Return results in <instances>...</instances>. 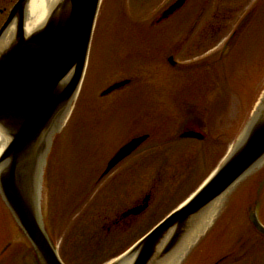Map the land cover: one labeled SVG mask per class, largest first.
<instances>
[{"label":"rangeland","instance_id":"rangeland-1","mask_svg":"<svg viewBox=\"0 0 264 264\" xmlns=\"http://www.w3.org/2000/svg\"><path fill=\"white\" fill-rule=\"evenodd\" d=\"M176 1L102 2L83 86L45 176V222L65 264L124 259L117 257L221 166L264 97V0H189L167 22L155 24ZM216 26L222 29L217 44H208ZM124 81L131 84L104 95ZM192 127L203 141L177 139ZM144 135L149 142L102 185L110 183L108 195L138 188V196L155 184L154 211L130 233L109 235L104 218L112 212L108 198L97 205L102 191L96 182L119 149ZM118 175L123 186L113 180ZM251 213L264 225V164L222 198L214 226L180 264H211L226 256L222 264H264V236ZM0 264H39L1 199Z\"/></svg>","mask_w":264,"mask_h":264},{"label":"water","instance_id":"water-1","mask_svg":"<svg viewBox=\"0 0 264 264\" xmlns=\"http://www.w3.org/2000/svg\"><path fill=\"white\" fill-rule=\"evenodd\" d=\"M186 1L178 0L163 17L176 13ZM29 2L20 0L0 31L1 45L8 29L15 25L14 38L0 49V130L9 139L0 157V199L15 228L32 246L38 263L64 264L45 222V176L55 141L72 114L85 79L103 0H61L46 21L27 34ZM169 62L175 66L173 58ZM129 83H117L104 95ZM196 136L198 134L189 133L183 137ZM148 138H135L121 148L108 164L105 174ZM262 164L264 97L240 140L209 180L116 264L129 259H132L131 264H165L163 262L186 244L196 230L197 221L211 206L214 203L220 205L222 198ZM250 221L264 236V225L256 213L250 215ZM215 222L212 220L197 238Z\"/></svg>","mask_w":264,"mask_h":264},{"label":"flooded vegetation","instance_id":"flooded-vegetation-1","mask_svg":"<svg viewBox=\"0 0 264 264\" xmlns=\"http://www.w3.org/2000/svg\"><path fill=\"white\" fill-rule=\"evenodd\" d=\"M19 1L20 0H0V31L8 22V19L11 15L13 9L15 8V6L17 5V3ZM188 1L184 4L183 8L188 3ZM164 12L165 11L160 13V15L155 19V24L156 23H157V25L161 24V23L163 24L164 22H167L169 19H171L173 17V15H171L167 18H164L163 17ZM221 31H222V29H218V31H217V26H216L214 29V33L212 34V40L208 44L212 45L213 43H215V45H216L217 40L220 37L219 34L221 33ZM192 32H194V31H192ZM188 38H189V36H188ZM204 40H205V38H204ZM203 44L204 43L198 42V47H200V49H202ZM168 60H169V57H168ZM189 133H194V134H198V135L200 134L199 131H197V129L195 127L194 128L192 127V128H188V129L184 130L177 137V139H181L183 135H187ZM134 138H137V137H134ZM134 138H132V139H134ZM150 139H151V137H149V140ZM149 140L147 142H145L136 152H134L126 160L130 159L135 154H137L138 151L141 148H143L149 142ZM126 160H124L119 165H117L109 174H105V172L107 170V166L109 164V162H108L104 172L102 173V175L98 178V180L96 182L97 188L101 187L99 190L102 191L101 192L102 194L98 198L97 205L98 206L101 205L103 203V201L108 198L106 201V207L108 208L110 213L112 212L111 217H105L104 218L105 220L106 219L109 220L107 223L108 224L107 227H105V229L107 230V234H109V235L117 232L119 229H126V230H128V233L133 231L148 214H151L152 211H154L153 206H154L155 200H157L155 198H157L156 192H158V189H157V186L155 184L150 186V188L146 192H144L143 194L138 195V196H137V194L140 191V190L137 191L138 188L136 190L133 189L130 191L117 189L115 191V192H117V194H115V193H113V194L111 193L110 195L107 194L108 189L110 187L109 186L110 183H108V185H102V183L114 171L117 172L120 165H122V163H124ZM116 178H119V175H118V177H115L113 180H115ZM118 181H119L118 186L123 184L121 181V178H119ZM100 191H98V192H100ZM109 197H114V199L111 200L112 198L109 199ZM116 199H121V200L117 202ZM122 199H123V201H122ZM104 203H105V201H104ZM108 203H110V204H108ZM110 207H112V208H110ZM203 254H204V251H203V253L200 254V256H203ZM228 257L229 256L223 257V258L219 259L218 261L216 259V261L214 260L215 262L211 263V264H222L229 259ZM199 258L200 257H198V259ZM194 262H196V261H194Z\"/></svg>","mask_w":264,"mask_h":264},{"label":"bare ground","instance_id":"bare-ground-1","mask_svg":"<svg viewBox=\"0 0 264 264\" xmlns=\"http://www.w3.org/2000/svg\"><path fill=\"white\" fill-rule=\"evenodd\" d=\"M61 0H30L28 5V10L26 13V32L27 34L36 30L38 27H40L47 19V16L49 15L50 11L59 3ZM15 34V25L13 27H10L4 37L3 42L0 45V49L5 47L9 40L14 38ZM131 84V81H129ZM57 141V140H56ZM9 139L6 137L5 133H3L0 130V157L3 153V151L8 146ZM51 169V168H50ZM47 183L46 186H48L49 181L46 179ZM45 186V183H44ZM47 188V187H46ZM219 206V205H218ZM217 203H214L211 208L207 211L205 215H203V218L201 217L197 223H196V230H193L192 235L187 240L186 244L182 246L181 249H179L177 252L172 254L165 262V264H180L181 260L183 259V255L185 254L187 249L190 245L195 242L197 236L203 232L205 228H207L213 219L215 218V215L217 214L218 209ZM132 259H129L125 261L123 264H131Z\"/></svg>","mask_w":264,"mask_h":264},{"label":"trees","instance_id":"trees-1","mask_svg":"<svg viewBox=\"0 0 264 264\" xmlns=\"http://www.w3.org/2000/svg\"><path fill=\"white\" fill-rule=\"evenodd\" d=\"M27 250V249H26Z\"/></svg>","mask_w":264,"mask_h":264}]
</instances>
